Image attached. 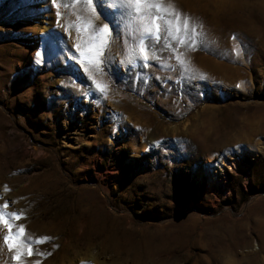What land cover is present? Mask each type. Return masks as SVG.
Masks as SVG:
<instances>
[{
  "label": "rangeland",
  "instance_id": "rangeland-1",
  "mask_svg": "<svg viewBox=\"0 0 264 264\" xmlns=\"http://www.w3.org/2000/svg\"><path fill=\"white\" fill-rule=\"evenodd\" d=\"M172 2L204 26L180 49L192 71L163 40L130 64L121 17L97 5L117 25L105 94L67 29L83 9L0 0V205L52 238L25 264H264V0ZM6 232L0 264H15Z\"/></svg>",
  "mask_w": 264,
  "mask_h": 264
},
{
  "label": "snow or ice",
  "instance_id": "snow-or-ice-1",
  "mask_svg": "<svg viewBox=\"0 0 264 264\" xmlns=\"http://www.w3.org/2000/svg\"><path fill=\"white\" fill-rule=\"evenodd\" d=\"M51 3L57 9L63 4L66 8L76 9L78 13L80 9L87 13L78 14L77 22L69 21L67 29L75 28L77 31L75 48L84 65V71L89 74L97 89L105 94L108 85L102 80H97L95 73L103 72L101 66L105 63V52L113 40V27L117 25H97V5L106 17L117 14L121 17V23L133 39V44L128 49V62L133 65L142 61L147 67L150 60L161 59L157 55L156 45L163 40V49L171 50L178 64L185 70L192 71L190 62L180 49L195 50L206 36L203 24L182 13L172 0H51ZM62 15L63 13L57 11L58 18ZM233 39H237L235 35ZM236 53H241L239 44L236 45ZM7 209V202L0 205V227L7 229L3 242L8 250L14 253L12 260L15 264H25L26 256L51 255L39 251L34 246L52 238L31 236L26 226L16 223L24 218V214L9 212ZM34 264H41V261L36 260Z\"/></svg>",
  "mask_w": 264,
  "mask_h": 264
},
{
  "label": "bare ground",
  "instance_id": "bare-ground-1",
  "mask_svg": "<svg viewBox=\"0 0 264 264\" xmlns=\"http://www.w3.org/2000/svg\"><path fill=\"white\" fill-rule=\"evenodd\" d=\"M254 3V2H253ZM246 4V3H245ZM252 4H249V6H251ZM257 5V4H256ZM259 5V4H258ZM257 5V6H258ZM261 5V4H260ZM254 7H256V6H254ZM247 8V7H246ZM257 8V7H256ZM255 8V9H256ZM260 8V12H261V16H260V14L258 15V17L260 18H258L260 21H261V24H262V26H261V29H260V31L258 30V32L257 33H255L254 35H256L255 37L256 38H258L259 39V41L264 45V5H262V6H260L259 7ZM249 9V8H248ZM251 11V10H250ZM250 11H249V13H250ZM253 12V11H252ZM257 12H259V11H257ZM255 14V13H254ZM248 15V14H247ZM245 16V15H244ZM250 16H251V14H250ZM249 16V21H251L250 19H252V20H254L255 19V17H254V15H253V17H250ZM246 19H247V17L246 18H242V17H238V18H236V19H234L233 20V22H232V24L231 25H238V26H240V27H242V25H245L246 24ZM247 21H248V19H247ZM251 22H253V21H251ZM257 23H258V21H257ZM250 23H248V25H249ZM252 24H254V23H252ZM256 24V23H255ZM256 26V25H255ZM248 27V26H247ZM251 27H252V25H251ZM237 28V27H236ZM249 28V27H248ZM254 28H256V27H254ZM254 28H251V29H254ZM259 28V27H258ZM257 29V28H256ZM253 32V31H252ZM251 32V33H252ZM218 170V172H220V175H219V178H221V179H223V176H224V172H221L222 170H223V168L220 170V168H218L217 169ZM225 171V170H224Z\"/></svg>",
  "mask_w": 264,
  "mask_h": 264
}]
</instances>
